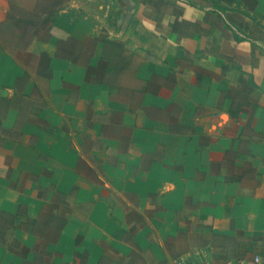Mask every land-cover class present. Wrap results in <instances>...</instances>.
<instances>
[{
    "label": "crops",
    "instance_id": "crops-1",
    "mask_svg": "<svg viewBox=\"0 0 264 264\" xmlns=\"http://www.w3.org/2000/svg\"><path fill=\"white\" fill-rule=\"evenodd\" d=\"M109 2L0 0V264H264V0Z\"/></svg>",
    "mask_w": 264,
    "mask_h": 264
},
{
    "label": "built area",
    "instance_id": "built-area-1",
    "mask_svg": "<svg viewBox=\"0 0 264 264\" xmlns=\"http://www.w3.org/2000/svg\"><path fill=\"white\" fill-rule=\"evenodd\" d=\"M255 260L259 261V256H256ZM176 264H213V262L204 251H197L192 257L180 256L177 258Z\"/></svg>",
    "mask_w": 264,
    "mask_h": 264
},
{
    "label": "rangeland",
    "instance_id": "rangeland-1",
    "mask_svg": "<svg viewBox=\"0 0 264 264\" xmlns=\"http://www.w3.org/2000/svg\"><path fill=\"white\" fill-rule=\"evenodd\" d=\"M64 0H59V2L62 4V2H63ZM66 1V0H65ZM95 2V1H97L99 4H97L98 6H100V7H98L97 5H95V6H93V4H91V2ZM110 0H85V9H87V10H92V9H94V8H96L97 10H99L101 13H102V15H105L106 14V12H107V10H108V2H109ZM110 3V2H109Z\"/></svg>",
    "mask_w": 264,
    "mask_h": 264
}]
</instances>
